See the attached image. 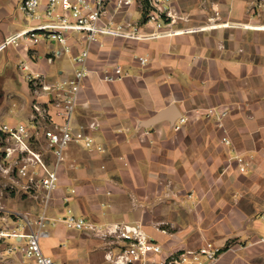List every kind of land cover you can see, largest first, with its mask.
Listing matches in <instances>:
<instances>
[{
    "label": "crops",
    "instance_id": "crops-1",
    "mask_svg": "<svg viewBox=\"0 0 264 264\" xmlns=\"http://www.w3.org/2000/svg\"><path fill=\"white\" fill-rule=\"evenodd\" d=\"M19 2L0 0V43L31 25L17 19ZM172 7V35L92 46L71 125L103 150L77 143L65 150L40 241L57 264H114L96 232L64 225L68 211L96 226L141 223L171 249L212 240L222 247L213 264H264V0H172ZM138 11L118 18L137 20ZM62 52L45 41L0 50V124L29 119L36 94L27 75L47 82L72 75V61L57 63ZM116 61L128 75L102 82L101 66ZM208 109L226 111L222 127ZM163 110L169 118L148 124ZM235 154L253 156L248 172L239 173ZM153 223L171 224L170 235Z\"/></svg>",
    "mask_w": 264,
    "mask_h": 264
},
{
    "label": "built area",
    "instance_id": "built-area-1",
    "mask_svg": "<svg viewBox=\"0 0 264 264\" xmlns=\"http://www.w3.org/2000/svg\"><path fill=\"white\" fill-rule=\"evenodd\" d=\"M132 6L138 7L137 20L118 18ZM18 10L31 25L7 34L0 50L21 42H50L70 54L74 68L71 76L55 82H47L38 74L27 75L36 94L29 119L25 123L0 124V173L12 181L19 178L25 192L43 208L36 216L20 217L14 226L0 227V243L9 258L5 264H57L42 251L40 241L46 236L44 209L58 185V168L65 150L71 143L88 151L103 150L95 146L90 133L82 128L74 130L71 125L83 80L92 71L88 61L92 46H103L102 38L129 42L172 35L171 24L177 15L172 0H20ZM134 58L143 65L148 61L146 55ZM99 73L105 83L121 81L128 75L123 63L117 61L103 64ZM205 114L214 116L217 125L223 126L225 110L210 109ZM53 116L60 121H53ZM89 127L97 126L91 123ZM221 142L231 144L226 135ZM48 156L53 161H48ZM232 159L240 173L252 165L250 156L236 154ZM62 221L69 229L96 232L106 242V258L114 264H213L222 248L205 240L196 248L171 249L150 235L141 223L96 226L70 211ZM157 230L166 234L164 228ZM259 241H264V236Z\"/></svg>",
    "mask_w": 264,
    "mask_h": 264
},
{
    "label": "rangeland",
    "instance_id": "rangeland-1",
    "mask_svg": "<svg viewBox=\"0 0 264 264\" xmlns=\"http://www.w3.org/2000/svg\"><path fill=\"white\" fill-rule=\"evenodd\" d=\"M18 6H19V4H18ZM23 18H25V17H23V16L21 17L19 15L17 19L19 20V19H23ZM46 43L48 45L50 44V42H46ZM53 45L56 48V51L60 50L59 45H57V44H53ZM69 60L71 61L70 54H68L66 52H62V54L59 56V59L57 60V63H58V65H62V64L66 65V64H68ZM134 60L137 63H139L135 58H134ZM147 63H148V61H147ZM147 63L144 65L140 64V63L139 64H140V66H146ZM242 155L243 156H250L251 162L253 164V156L251 154H242ZM251 167H252V165H251ZM251 167H250V169H251ZM242 174H244V173H242ZM10 179L0 173V227L14 226L16 224V222L20 219V217L36 216L43 209L42 206H40L38 204L37 200H35L29 193L25 192V189L22 188L21 180L19 178H15V181H12V179L11 180ZM151 226H152L153 230H155L156 232H158L162 235L168 236L171 233L168 230V228L171 230V228H170V227H172L171 224L153 223ZM157 227L164 228V230L166 231V234L159 232L157 230ZM207 240H209V239H207ZM165 243H166V241H165ZM3 245H4L3 243H0L2 251H3ZM8 259L9 258L7 256H5V253H4V255H2V257H0V264H5L8 261Z\"/></svg>",
    "mask_w": 264,
    "mask_h": 264
},
{
    "label": "water",
    "instance_id": "water-1",
    "mask_svg": "<svg viewBox=\"0 0 264 264\" xmlns=\"http://www.w3.org/2000/svg\"><path fill=\"white\" fill-rule=\"evenodd\" d=\"M167 118H169L168 111L163 110V111H160L159 113H157L152 119H150L148 124H154V123H157V122L164 120V119H167Z\"/></svg>",
    "mask_w": 264,
    "mask_h": 264
}]
</instances>
